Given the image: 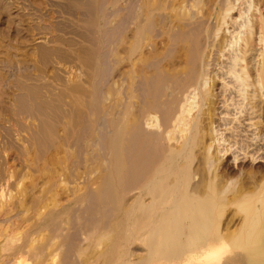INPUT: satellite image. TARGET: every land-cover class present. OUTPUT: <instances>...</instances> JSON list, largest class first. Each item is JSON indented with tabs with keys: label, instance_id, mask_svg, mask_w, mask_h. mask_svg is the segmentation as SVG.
<instances>
[{
	"label": "bare ground",
	"instance_id": "bare-ground-1",
	"mask_svg": "<svg viewBox=\"0 0 264 264\" xmlns=\"http://www.w3.org/2000/svg\"><path fill=\"white\" fill-rule=\"evenodd\" d=\"M130 1L131 36L92 41L84 143L89 152L99 147L100 175L78 197L92 200L95 218L76 253L83 264H264V168L249 167L245 186L244 166H231L224 156L231 145L221 143L222 121L229 122L222 113L235 121L240 150L249 146L244 133L264 139V0ZM121 16L126 24L128 15ZM158 16L159 30L150 35ZM113 41L116 77L100 90ZM39 205L36 228L57 226L66 208Z\"/></svg>",
	"mask_w": 264,
	"mask_h": 264
},
{
	"label": "rangeland",
	"instance_id": "rangeland-1",
	"mask_svg": "<svg viewBox=\"0 0 264 264\" xmlns=\"http://www.w3.org/2000/svg\"><path fill=\"white\" fill-rule=\"evenodd\" d=\"M97 1L98 5L95 0H0V264H83L84 258L81 256V259L75 249L82 242L86 245L84 233L90 228L86 224L95 217L94 211L92 214L90 210L93 207L90 206L93 204L92 200L90 202V198H87L88 200L81 202L78 197L96 186V177L100 175L101 152L97 147L90 154L85 145L91 130L87 104L91 91L89 74L95 60L90 52L92 41L99 36H112V40L116 41L119 36H131L132 28V1ZM123 5L126 8H122ZM122 13L128 15L124 21L126 24L121 23ZM161 17L158 16L151 22L147 28L148 34L156 35ZM94 25L101 28L100 33ZM111 47L107 52L109 56L105 54L107 57H103L105 61L101 59L105 66L102 68L103 72H106L103 78L107 77L108 81L102 79L100 90L107 87L106 84L114 79L113 76L116 77L117 61L116 55L112 53L117 50L115 42ZM218 66L216 67L220 71ZM220 110H223L222 103ZM222 114L221 117L227 118L229 122L222 121L224 140L221 143L224 141L223 146L231 145L224 156L231 166H244L245 172L239 177V181L247 186L251 181L249 173H246L247 170L250 171L249 167L264 168V139L252 140L250 136L248 139L244 136L250 133H242L249 146L240 150L241 135H236L232 128L235 121L231 119L232 116ZM229 127L230 129H226ZM95 154L98 155L97 159L94 158ZM250 161L254 166H251ZM77 188H81V191ZM43 201L49 206L62 201L63 203L55 206H58L57 209L66 208L64 214H60L57 226H49L47 231L46 228H36V225L39 226L38 221L40 222L39 216L36 217L37 210L39 204L45 203ZM28 222H32L31 225ZM73 223L75 226L69 225ZM86 226L89 228L86 229ZM10 232L13 233L10 235ZM52 238L56 243L51 242L54 241ZM29 242H33V246L30 245L32 248ZM84 244L81 245L85 247ZM46 245H50V248ZM53 245L57 248H53ZM18 247H22L20 255L15 254ZM132 247V250L140 251L136 243H132L130 249ZM52 248L55 255L54 252L51 254ZM47 249H50L49 257Z\"/></svg>",
	"mask_w": 264,
	"mask_h": 264
}]
</instances>
